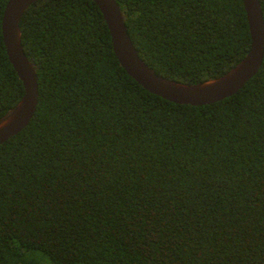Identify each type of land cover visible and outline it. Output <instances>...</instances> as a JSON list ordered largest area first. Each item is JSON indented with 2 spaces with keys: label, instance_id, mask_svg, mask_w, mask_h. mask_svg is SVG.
<instances>
[{
  "label": "trees",
  "instance_id": "trees-1",
  "mask_svg": "<svg viewBox=\"0 0 264 264\" xmlns=\"http://www.w3.org/2000/svg\"><path fill=\"white\" fill-rule=\"evenodd\" d=\"M8 1L0 116L25 92ZM117 2L168 78L221 76L251 48L244 0ZM20 27L39 102L0 143V264H264V60L236 93L184 104L127 73L94 0H37Z\"/></svg>",
  "mask_w": 264,
  "mask_h": 264
},
{
  "label": "water",
  "instance_id": "water-1",
  "mask_svg": "<svg viewBox=\"0 0 264 264\" xmlns=\"http://www.w3.org/2000/svg\"><path fill=\"white\" fill-rule=\"evenodd\" d=\"M37 0H9L3 18V35L8 55L23 80L25 92L20 101L0 116V143L24 129L33 118L39 102L38 73L22 44L21 18ZM109 26L116 55L138 83L150 92L177 103L203 105L219 101L240 90L260 70L264 60V13L260 0H244L252 35L250 50L221 76L188 83L158 74L139 54L117 0H94Z\"/></svg>",
  "mask_w": 264,
  "mask_h": 264
}]
</instances>
